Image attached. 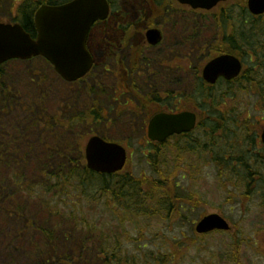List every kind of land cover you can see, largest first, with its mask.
<instances>
[{
    "label": "trees",
    "instance_id": "trees-1",
    "mask_svg": "<svg viewBox=\"0 0 264 264\" xmlns=\"http://www.w3.org/2000/svg\"><path fill=\"white\" fill-rule=\"evenodd\" d=\"M37 3L25 1L18 7L19 21L31 34ZM216 35L214 31L207 42L210 53L220 51L218 39L211 42ZM197 37L200 41L201 34L194 33V39ZM263 39V34L246 39L244 34L242 48L249 51L254 42ZM11 62L0 66V264H172L179 246L176 253L155 245L156 250H152L147 239H140L142 233L135 236L128 225L121 237L123 219L116 228L106 218L128 216L135 223L151 218L156 206L166 200L174 211H180L188 203L177 175L182 166L178 163L177 170L171 169L167 158H159L163 152L158 147L151 156L149 174L137 176L126 169L113 175L91 171L80 136L86 114L82 111L77 119L76 107L70 101V122L65 128L61 126L57 114L61 111L57 109L52 117L47 109L49 98L61 107V93L56 94L54 85L57 79L51 81L45 73L32 70L33 77L24 79L28 84L31 81L26 96L21 89L24 82L16 81L6 69ZM255 80L239 84H247L264 100V62ZM222 96L218 90L208 93L199 106L206 112L202 124L190 134L189 141L178 145L180 156L176 153L197 160L204 155L205 163L218 168L222 187L228 189L233 183L240 188L238 184L243 183L244 196L257 192L264 206V158L250 149L256 137L246 135L252 123L248 119L243 126H236L234 134L224 132L236 120L234 112L221 111ZM231 138L236 140L234 151L222 149ZM234 192L230 190L231 195ZM188 201L198 202L191 197ZM239 241L234 238L231 244L233 264H243ZM194 243L199 240L185 242L189 246Z\"/></svg>",
    "mask_w": 264,
    "mask_h": 264
},
{
    "label": "flooded vegetation",
    "instance_id": "flooded-vegetation-1",
    "mask_svg": "<svg viewBox=\"0 0 264 264\" xmlns=\"http://www.w3.org/2000/svg\"><path fill=\"white\" fill-rule=\"evenodd\" d=\"M26 1L55 5L72 0ZM108 3L109 15L97 19L87 36L79 39L83 49L85 45L84 57L92 58L91 67L72 82L58 74L60 111L66 117L61 122L64 128L70 118L65 116L66 112L69 114L68 104L73 101L79 120L83 111L86 122L92 124L98 125L104 120L105 126L110 128L122 121L123 127L133 132L143 129V138L150 148L148 152L154 153L156 148L172 144V139L189 136L188 133L176 134L162 143L149 139L148 128L156 115L194 112L198 128L206 115L199 106L206 101L209 92L219 86L238 84L239 88V82L256 81L260 63L264 62V39L254 42L249 51L242 48L241 40L244 34L245 39L249 35H264V12H252L249 0H227L212 11L193 9L176 0H108ZM16 19L20 20L19 12ZM31 31L30 34L37 37L34 20ZM214 31L217 35L211 42L218 39L220 51L210 53L207 42ZM194 33L195 36L201 34L200 41L198 37L194 39ZM200 44L203 45L200 47ZM221 55L237 57L242 62L241 73L234 80L220 77L216 84H209L204 68ZM193 74L195 79H192ZM218 92L227 94L226 90ZM235 109L227 107L226 111L234 112L236 120ZM119 143L127 147L129 154L130 142ZM148 152L144 155L150 159Z\"/></svg>",
    "mask_w": 264,
    "mask_h": 264
},
{
    "label": "rangeland",
    "instance_id": "rangeland-1",
    "mask_svg": "<svg viewBox=\"0 0 264 264\" xmlns=\"http://www.w3.org/2000/svg\"><path fill=\"white\" fill-rule=\"evenodd\" d=\"M25 1L0 0L1 19L12 21L17 14L19 5ZM126 4L135 5V3ZM123 7L124 5L122 9ZM186 11L188 10L186 9ZM6 67L16 81L24 82L21 84V89L26 96H29L31 81L28 84L25 83L24 79L27 75L29 78L33 77L32 70L35 69L38 74L45 73L51 81L58 79L52 68L43 60L14 61ZM194 76L193 74L192 79H195ZM57 82L54 84L56 85V94L57 91H60ZM58 83L60 84V82ZM224 87L225 85L219 86L217 89L223 90ZM229 87H232V90L227 89V94H223L220 98L219 106L222 112L226 111L227 107L236 108L237 119L230 127L231 129L228 128L224 132L234 134L237 130L236 126H243L245 118L246 121L250 118L249 122L252 123V128H250L249 133L246 132V135L255 138V135L260 134L264 125V100L259 98L258 93L252 92L247 84L241 85L239 88L238 84ZM47 109L52 117H56L58 114L59 121H65L66 117L57 113V109L60 110V103H57V100L49 98ZM67 115L66 112L65 116ZM102 122L98 125L84 124L80 127V136L85 138L83 143L85 144L89 137L95 134V131L106 138L119 142L126 143L129 141L131 146L128 148L130 157L126 166L127 172L137 176L151 173L150 164L152 162L146 161L145 158L147 157L143 155L147 154L150 149L143 138L144 130L139 128L133 132V130L125 128L126 126L123 127L122 121H117V124L110 129L105 126L104 120ZM89 123L92 122L89 121ZM121 127L123 128L121 129ZM125 135L129 139H126ZM186 140L189 141L190 138ZM175 141L177 140H173V142ZM184 142L185 139L178 140L180 144ZM253 142L251 151L264 158V144L258 138ZM235 145L236 140L231 138L228 145L222 149L234 151ZM173 146L164 148L165 151H161L163 154H160L159 158H167L171 169L173 166L177 170L178 163L182 166L177 175L181 182L182 192L185 194V200L188 203H185L184 207L176 212V210L174 211L175 208H171L169 201L166 200L156 206L155 216L153 215L151 218L140 219L132 223L128 216L107 217L106 220L109 225L117 228L118 225H121L120 219H123L125 221L123 226L125 227L121 228V237L125 234L128 225L127 228L135 236H138L139 232L142 233L139 236L140 239H147L150 243L149 248L152 250H156V247L153 246L155 245L163 251H168V248H171L172 253H174L179 246L180 251L175 252L172 264H233L231 244L234 243V238L240 240L243 264H264V206H262L263 202L259 193H252L249 198L245 197L246 189L245 187L242 188L243 183L239 186L240 188L234 186L233 183L228 189L222 187L221 180L218 179V168L213 163H205L207 157L203 155L200 160H196V157L189 159L187 155L179 157L178 145L173 144ZM254 186L255 184L252 188ZM231 189H235L237 192L231 195ZM190 197L196 198L198 202L188 201ZM211 213L222 214L230 222L232 229L224 234L214 233L203 238H196L198 234L195 233V229L192 231L191 226L195 228L201 217ZM193 239H198L199 243H194L192 246L185 244L188 240Z\"/></svg>",
    "mask_w": 264,
    "mask_h": 264
},
{
    "label": "water",
    "instance_id": "water-1",
    "mask_svg": "<svg viewBox=\"0 0 264 264\" xmlns=\"http://www.w3.org/2000/svg\"><path fill=\"white\" fill-rule=\"evenodd\" d=\"M194 8L211 9L221 0H179ZM251 9L264 11V0H250ZM109 12L107 0H72L69 3L44 5L35 14L38 30L34 39L20 24H6L0 21V64L11 59H31L43 56L65 79L74 81L83 76L91 66L92 58L84 57L79 39L86 37L91 24L104 18ZM241 62L234 56L222 55L207 64L204 75L215 82L220 75L228 79L237 76ZM196 117L192 113L158 115L150 124L149 134L154 140L164 141L170 135L190 131ZM264 141V132L262 133ZM87 166L97 172L113 173L123 169L127 154L122 146L106 142L95 136L86 147ZM199 233L214 230H229V223L219 214L205 216L196 227Z\"/></svg>",
    "mask_w": 264,
    "mask_h": 264
}]
</instances>
